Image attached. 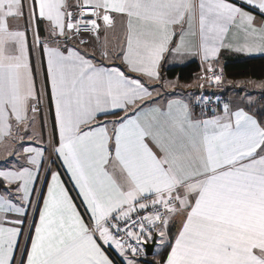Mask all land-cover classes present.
Returning a JSON list of instances; mask_svg holds the SVG:
<instances>
[{"label":"snow or ice","instance_id":"snow-or-ice-1","mask_svg":"<svg viewBox=\"0 0 264 264\" xmlns=\"http://www.w3.org/2000/svg\"><path fill=\"white\" fill-rule=\"evenodd\" d=\"M225 49L264 57V0H0V145L24 162L0 170V264H264V109L197 118L145 84L193 55L219 86Z\"/></svg>","mask_w":264,"mask_h":264},{"label":"crops","instance_id":"crops-1","mask_svg":"<svg viewBox=\"0 0 264 264\" xmlns=\"http://www.w3.org/2000/svg\"><path fill=\"white\" fill-rule=\"evenodd\" d=\"M233 2L239 4L240 0H233ZM43 27V26H41ZM28 42L29 45L31 46V34H29L28 37ZM92 47H89L87 51L89 53L92 52ZM253 57H260V56H245L243 54H238V53H233L228 50H222L221 55L218 58V61L215 63L214 67L216 69V72L220 74V70L222 69L224 63L228 59H233V58H253ZM97 60H99V56L96 57ZM33 60H35V57H33ZM196 62L199 65L200 71L199 74L196 76L193 82L189 84H180L177 80H166V81H176V86L174 88H167L171 89L170 91H166L164 88L160 91L159 94V99L155 100L159 104H166L169 99H179L183 101L184 103H187L189 105V108L192 111V114L194 117L197 118H208L214 113H206L199 109V106H201L207 98L214 97V98H225L228 101V104L231 108L236 109L237 107H242L245 110H251V111H257L259 108H261V99H260V93L264 94L262 91H256L253 92L251 90L246 89L247 87H244V85L239 86L238 83L229 81V80H224L222 81L221 85L217 86L215 84H209L206 80L200 79L202 75L205 74L206 71V65H202L201 60L198 56H193V55H188L184 56L182 58H174L171 56H167L164 61L161 62V66H164L166 68H178V67H183L189 63ZM117 65H119V61H115ZM43 72L46 76V64L43 67ZM129 75H134L132 73H129ZM139 79H143L142 77H137ZM264 80V79H263ZM228 81V82H225ZM256 81V80H255ZM262 81V80H261ZM41 81L38 80L37 84H40ZM145 84L147 87L152 86V87H159V84L155 83H149L145 81ZM203 85V87H201ZM39 87V86H38ZM201 92L197 91L200 90ZM187 89V90H186ZM248 93L250 94H256L257 96H254V98L249 97L247 95ZM197 94V95H196ZM254 100V102H252ZM151 104L152 102H146ZM51 109V105L49 103L48 111ZM216 112H221L222 111H216ZM51 119L54 121V110L51 111ZM49 129H45L43 132V140H44V147H48V140H49ZM25 145L27 146H33V147H40L39 144H36L31 141H24ZM50 151V149H49ZM53 159H51L52 163H49V155L46 152L45 158L43 160V167L48 168L51 167L52 169L58 171L61 175L62 180L65 182L66 186L69 188L71 194L73 197H76V193L73 190V186L69 182V177L66 174V170L63 169L62 162L56 159L55 156H52ZM24 162L21 160H17L15 157H7L5 158L4 155V148L2 145H0V170H4L6 168H11L13 164H15L17 167L21 166ZM43 172V168H42ZM47 179L50 180V174L49 173H43ZM38 187L41 188L42 192H46L47 186L46 184H38ZM78 205H80V200L76 199L75 201ZM80 211L83 212L84 209L83 207H80ZM87 218V217H85ZM34 219H38V213L34 215ZM172 231H175V226H172ZM109 250L112 252V254L115 256L117 264H119V260L122 258H118V254L115 252L114 249L109 248ZM164 253V249L161 248L157 250L154 248L153 254L157 253ZM141 261V264H144L142 262V258L138 259ZM115 261V260H114ZM153 264H156L153 263Z\"/></svg>","mask_w":264,"mask_h":264},{"label":"trees","instance_id":"trees-1","mask_svg":"<svg viewBox=\"0 0 264 264\" xmlns=\"http://www.w3.org/2000/svg\"><path fill=\"white\" fill-rule=\"evenodd\" d=\"M199 71V65L196 62H192L178 68L161 66L160 75L163 80H177L180 84L186 85L194 81ZM221 72L224 80L233 82L239 80L261 81L264 79V57L228 59L220 70V74ZM260 99L262 106L257 111L264 109V94L260 95ZM159 258L160 256L156 254L151 257L144 256L142 262L144 264H153Z\"/></svg>","mask_w":264,"mask_h":264},{"label":"rangeland","instance_id":"rangeland-1","mask_svg":"<svg viewBox=\"0 0 264 264\" xmlns=\"http://www.w3.org/2000/svg\"><path fill=\"white\" fill-rule=\"evenodd\" d=\"M38 82V81H37ZM225 82H228V81H225ZM236 83H238L239 84V86H240V84L241 85H244V87H247L246 89H248V90H251V91H253V92H256V91H262V92H264V87H258V85H260V84H264V80H262V81H255V80H239V81H237ZM38 86H39V84H37ZM150 90L151 89H156V88H161V90H162V87H161V85H159V87H152V86H149L148 87ZM166 91H170L171 89H167V88H164ZM187 90V89H186ZM197 91H199V92H201L202 90H201V88H200V90H197ZM160 94V93H159ZM260 94H262V93H260ZM197 95V94H196ZM247 95H249V97H251V98H254V96H257L256 94H250V93H248ZM157 99H159V95H156V94H154V96H153V100H157ZM254 100H256L255 98H254ZM254 100H252V102H254ZM147 102H149V101H147ZM152 102V101H151ZM199 109H201V107H199ZM143 257H144V255H142V256H140V257H138L137 259H139V258H142L143 259Z\"/></svg>","mask_w":264,"mask_h":264},{"label":"built area","instance_id":"built-area-1","mask_svg":"<svg viewBox=\"0 0 264 264\" xmlns=\"http://www.w3.org/2000/svg\"><path fill=\"white\" fill-rule=\"evenodd\" d=\"M219 74V73H217ZM227 103L228 101L225 98H214L210 97L205 100V102L200 106L201 110L206 112V113H214L215 111H222L224 104ZM51 159H53L51 157ZM107 254L110 256L111 259L116 261L115 256L112 254V252L109 249H106Z\"/></svg>","mask_w":264,"mask_h":264},{"label":"water","instance_id":"water-1","mask_svg":"<svg viewBox=\"0 0 264 264\" xmlns=\"http://www.w3.org/2000/svg\"><path fill=\"white\" fill-rule=\"evenodd\" d=\"M147 248H148V252L146 253V255H144L145 257H151L152 255H153V251H154V246L153 245H151V244H149L148 246H147Z\"/></svg>","mask_w":264,"mask_h":264},{"label":"bare ground","instance_id":"bare-ground-1","mask_svg":"<svg viewBox=\"0 0 264 264\" xmlns=\"http://www.w3.org/2000/svg\"><path fill=\"white\" fill-rule=\"evenodd\" d=\"M219 98V97H218ZM200 107V106H199Z\"/></svg>","mask_w":264,"mask_h":264}]
</instances>
